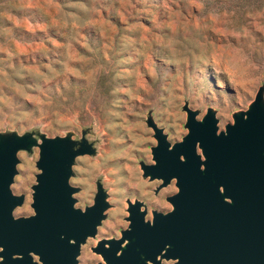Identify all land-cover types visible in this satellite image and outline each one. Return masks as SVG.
Instances as JSON below:
<instances>
[{
	"label": "rangeland",
	"instance_id": "obj_1",
	"mask_svg": "<svg viewBox=\"0 0 264 264\" xmlns=\"http://www.w3.org/2000/svg\"><path fill=\"white\" fill-rule=\"evenodd\" d=\"M260 84L264 0H0V132L88 127L95 150L74 158V205L92 202L99 178L108 206L76 264L101 261L90 246L126 226L127 198L143 201L146 218L170 208L174 180L154 191L160 180L141 175L155 143L148 112L173 142L186 132L182 103L197 118L212 107L222 129ZM16 157L15 216L32 212L37 147Z\"/></svg>",
	"mask_w": 264,
	"mask_h": 264
},
{
	"label": "water",
	"instance_id": "obj_2",
	"mask_svg": "<svg viewBox=\"0 0 264 264\" xmlns=\"http://www.w3.org/2000/svg\"><path fill=\"white\" fill-rule=\"evenodd\" d=\"M264 85L244 109L231 112L222 129L212 107L182 103L186 132L170 142L148 112L146 125L155 143L151 162L139 161L141 175L158 179L156 191L173 179L165 196L170 208L150 209L126 199L127 220L118 236L100 237L90 249L92 264H264ZM67 131L48 136L35 129L0 132V264H76L80 245L93 237L108 206L99 178L90 204L74 205L70 184L74 158L93 154L92 141ZM37 147L32 212L13 215L23 193L10 189L16 152Z\"/></svg>",
	"mask_w": 264,
	"mask_h": 264
},
{
	"label": "flooded vegetation",
	"instance_id": "obj_3",
	"mask_svg": "<svg viewBox=\"0 0 264 264\" xmlns=\"http://www.w3.org/2000/svg\"><path fill=\"white\" fill-rule=\"evenodd\" d=\"M97 239H98V238H97ZM94 244H95V243H94ZM94 244H92V245H94ZM92 245H91V246H92ZM96 262H97V261H96ZM92 263H94V262H92ZM92 263H90V264H92Z\"/></svg>",
	"mask_w": 264,
	"mask_h": 264
},
{
	"label": "bare ground",
	"instance_id": "obj_4",
	"mask_svg": "<svg viewBox=\"0 0 264 264\" xmlns=\"http://www.w3.org/2000/svg\"><path fill=\"white\" fill-rule=\"evenodd\" d=\"M111 171V170H110ZM118 173V172H117ZM131 179V178H130ZM107 182H109V181H107Z\"/></svg>",
	"mask_w": 264,
	"mask_h": 264
}]
</instances>
